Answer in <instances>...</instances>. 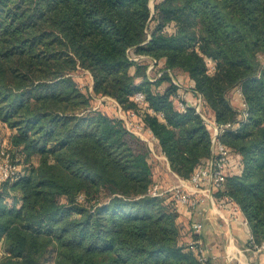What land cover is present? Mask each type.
<instances>
[{
	"label": "trees",
	"instance_id": "1",
	"mask_svg": "<svg viewBox=\"0 0 264 264\" xmlns=\"http://www.w3.org/2000/svg\"><path fill=\"white\" fill-rule=\"evenodd\" d=\"M150 3L0 0V121L18 168L0 178V264H215L201 258L193 222L179 220L193 208L173 190L151 192L167 187L158 160L119 112L137 111L189 178L214 155L212 129L194 105L180 107L175 81L201 93L217 122L239 124L221 134L229 166L214 195L232 197L264 241V0Z\"/></svg>",
	"mask_w": 264,
	"mask_h": 264
},
{
	"label": "built area",
	"instance_id": "2",
	"mask_svg": "<svg viewBox=\"0 0 264 264\" xmlns=\"http://www.w3.org/2000/svg\"><path fill=\"white\" fill-rule=\"evenodd\" d=\"M138 59V57H135ZM155 62V61H154ZM154 62L149 66V70L154 66ZM214 68V65H212ZM161 74V72L159 73ZM150 76V79L154 80L156 76ZM175 83L182 88L190 91L191 99L187 98L186 94L183 93V99L179 102V105L182 109H186L188 105H194L196 111L203 117L204 121L209 124L212 129L211 140L213 144V153L211 161L207 166H199L194 173L189 177V181L191 182V189L187 190L183 188L181 185H176L174 187L164 188L163 190L159 189V185L155 184L151 192L153 194H161L166 191H174L177 198L185 204L190 205L193 209L199 207L203 202L206 201L208 196H211L212 199H215L214 191L218 188H223L224 182L227 179V169L229 166V155L228 150L225 143L221 139V134L230 129H236L239 125L238 123L232 122H217L209 113L207 103L205 98L201 93L196 91L192 86H185L175 81ZM235 99L239 103L241 107L240 118L241 120H246L248 117V104L244 97L243 88L241 86H236L234 89ZM135 100L140 105L141 109L146 108V95L143 91H137L135 93ZM142 111V110H141ZM126 117H124L127 126L139 134L145 140L148 141L149 144L155 142V137L152 134L150 128L144 126L142 123L136 120L137 111L129 110L126 111ZM152 142V143H151ZM4 165H0V178L7 179L13 177L17 171V166L13 164L10 158L9 152L5 156ZM221 202H229L232 206V212L230 217L232 220H239L244 223L248 228V247L254 251H262L264 249V241L259 243L252 231L250 230L248 219L243 216L241 207L233 200L232 197H226L224 199L218 200ZM192 228L196 232H200L203 228V222L194 221L192 223ZM202 253L201 258L206 259V255L204 254L203 247L199 248Z\"/></svg>",
	"mask_w": 264,
	"mask_h": 264
},
{
	"label": "crops",
	"instance_id": "3",
	"mask_svg": "<svg viewBox=\"0 0 264 264\" xmlns=\"http://www.w3.org/2000/svg\"><path fill=\"white\" fill-rule=\"evenodd\" d=\"M184 93L191 99L190 91L185 89ZM119 112L122 117H126V110L120 108ZM152 144L153 154L162 164H156L155 174L173 183L167 184V187L181 185L190 190L189 178H183L174 172L159 143L155 141ZM231 212V203H223L208 196L196 209L188 210L182 205L179 220L184 223L203 222V228L198 232L199 242L206 257H211L215 264H264V249L257 252L248 247V227L239 220H232Z\"/></svg>",
	"mask_w": 264,
	"mask_h": 264
},
{
	"label": "rangeland",
	"instance_id": "4",
	"mask_svg": "<svg viewBox=\"0 0 264 264\" xmlns=\"http://www.w3.org/2000/svg\"><path fill=\"white\" fill-rule=\"evenodd\" d=\"M155 1L156 0H151L150 5H151L152 9H154ZM151 64H152V62L150 63V65ZM160 72H161V66L155 64V66H153L149 70L148 73L151 76H159ZM74 77L76 78V80L78 81L80 86L83 88V90L86 91L90 95L91 100H92V104L94 106H98L102 102L103 99L98 97L97 95H92V92H93L92 91V77H91L90 73L88 71L80 69L74 73ZM185 86H189L188 82H185ZM11 132H12V130L9 129L6 125H3L0 121V165H4V163H5V161H4L6 158L5 156L8 153L7 149L10 147L9 139H10ZM150 146H153V144H150ZM155 149H156V147H155ZM33 160H34V162H38L37 156H34ZM157 163H159V165H162L158 161H157ZM22 165L23 164L19 162V164H18L19 168H23ZM164 183L165 184H173V183H170L168 180L167 181L164 180ZM166 186H168V185H166ZM165 188H168V187H165Z\"/></svg>",
	"mask_w": 264,
	"mask_h": 264
}]
</instances>
